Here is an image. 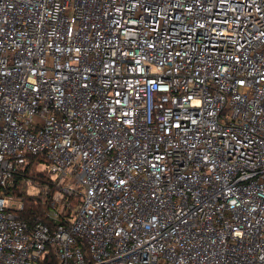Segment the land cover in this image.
Segmentation results:
<instances>
[{
  "label": "built area",
  "instance_id": "built-area-1",
  "mask_svg": "<svg viewBox=\"0 0 264 264\" xmlns=\"http://www.w3.org/2000/svg\"><path fill=\"white\" fill-rule=\"evenodd\" d=\"M0 264H264V0H0Z\"/></svg>",
  "mask_w": 264,
  "mask_h": 264
},
{
  "label": "trees",
  "instance_id": "trees-1",
  "mask_svg": "<svg viewBox=\"0 0 264 264\" xmlns=\"http://www.w3.org/2000/svg\"><path fill=\"white\" fill-rule=\"evenodd\" d=\"M45 163L44 159L40 156H31L29 162L24 169V176L37 178L41 186L44 188L41 189L40 193L34 194H25L24 195V208L22 210L21 216L26 220L30 225L35 224L36 222H44L48 224L51 228H54L57 222L51 217L53 211V204L51 202L52 195L55 191V185L53 184L52 179L50 178L47 169L43 167ZM22 175L18 177L17 185L15 186V191L20 189V181ZM46 187V188H45ZM55 189V190H54ZM70 207L64 209V214L66 216L70 215L72 211L78 206L80 202L79 196L69 197Z\"/></svg>",
  "mask_w": 264,
  "mask_h": 264
},
{
  "label": "rangeland",
  "instance_id": "rangeland-1",
  "mask_svg": "<svg viewBox=\"0 0 264 264\" xmlns=\"http://www.w3.org/2000/svg\"><path fill=\"white\" fill-rule=\"evenodd\" d=\"M33 179H35V178H33ZM36 180H37V182L33 181V184L30 185L29 188H28V191H29L30 194L40 193L41 189L44 188L43 186H41V183H40V181L37 178H36ZM56 187H55V189H56ZM55 191L52 190V192H55Z\"/></svg>",
  "mask_w": 264,
  "mask_h": 264
}]
</instances>
